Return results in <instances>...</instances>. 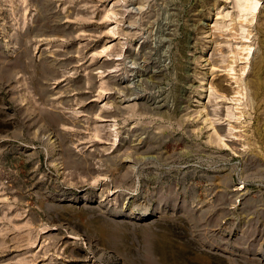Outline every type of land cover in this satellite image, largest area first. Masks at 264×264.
<instances>
[{"label":"rangeland","instance_id":"obj_1","mask_svg":"<svg viewBox=\"0 0 264 264\" xmlns=\"http://www.w3.org/2000/svg\"><path fill=\"white\" fill-rule=\"evenodd\" d=\"M0 264H264V0H0Z\"/></svg>","mask_w":264,"mask_h":264}]
</instances>
